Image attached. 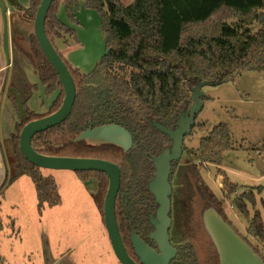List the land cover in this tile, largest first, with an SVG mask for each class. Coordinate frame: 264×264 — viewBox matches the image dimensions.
Masks as SVG:
<instances>
[{"label": "trees", "instance_id": "1", "mask_svg": "<svg viewBox=\"0 0 264 264\" xmlns=\"http://www.w3.org/2000/svg\"><path fill=\"white\" fill-rule=\"evenodd\" d=\"M40 1L31 0L27 9L19 7L20 18L33 23ZM78 1L99 13L109 53L88 74L69 70L76 92L71 113L62 123L35 134L31 147L45 156L95 158L116 164L120 170L116 221L123 244L131 246V232L139 230L146 236L150 225L147 217L157 208L147 188L155 174L152 157L159 156L172 144L153 122L174 129L178 116L192 103L191 90L198 81L224 82L242 71L264 72V0H134L128 7L120 0H53L44 23L48 39L59 24L56 19L59 5ZM232 18L236 20L233 26L227 23ZM254 23L259 26L256 32L249 29ZM11 51L14 56L12 78L23 58L37 71L46 97L61 89L58 76L42 54L34 34L28 38L27 45L12 38ZM116 65L130 67L135 72L126 80L114 72ZM20 73L25 80L23 92L13 82L8 88H14L20 95L27 118L21 116L13 93L7 89L6 95L18 120L10 125L11 131L6 136L12 149L13 168L0 190L16 178L28 176L34 185L37 207L42 209L59 203L57 186L52 177L42 175L40 168L23 157L19 150V133L28 122L54 113L64 94L61 89L49 112L39 114L28 105L33 91L38 89L37 84L30 86L23 71ZM109 125L120 126L129 133L132 145L127 151L111 142L93 144L76 140L85 131ZM194 128L207 131L204 125ZM231 149L229 128L219 123L199 140L197 150H187V153L198 158L201 165L220 166L223 154ZM174 165L172 162L171 173ZM79 173L83 182L89 178L96 180L97 191L93 198L103 217L108 187L106 175L97 171ZM200 180L197 177L195 186L204 200L203 208H213L227 222L221 204ZM236 189L237 185L231 186V190ZM263 190L261 186L251 187L235 197L234 202L244 217L249 218L246 203L254 206L256 194ZM247 234L264 243L258 211L248 222ZM242 239L264 262V256ZM211 246L215 259L205 264H218L213 243ZM170 264L201 263L192 246L186 245L178 249Z\"/></svg>", "mask_w": 264, "mask_h": 264}, {"label": "rangeland", "instance_id": "2", "mask_svg": "<svg viewBox=\"0 0 264 264\" xmlns=\"http://www.w3.org/2000/svg\"><path fill=\"white\" fill-rule=\"evenodd\" d=\"M133 1L120 0L125 7ZM235 22L233 18L227 21L231 26ZM2 28L0 19V35ZM7 29L9 53L12 38L27 45L33 34V24L23 21L15 12L7 14ZM249 29L256 32L259 26L254 23ZM20 68L16 67L14 78L8 68L2 92L3 104L7 105L0 107V147L8 178L13 156L6 136L18 117L6 90L13 82L23 92L25 80L20 71L25 76L26 73L21 65ZM114 72L129 80L135 70L116 65ZM202 93L203 107L196 116L195 125H204L211 131L219 123L226 124L232 149L223 154L220 167L201 165L187 150H197L206 132L194 128L185 137L182 156L175 161L170 177V243L176 249L192 246L201 264L212 263L215 259L212 241L203 224L204 200L195 186L200 177L209 193L221 204L227 222L264 256V244L262 247L247 234L248 222L255 211L260 213L264 229V190L256 194L254 206L246 203L249 218L240 213L234 202L235 197L251 187H264V72L235 73L221 84L204 86ZM92 133L85 138L88 142L108 141L102 129L95 128ZM41 174L53 178L60 199L57 205L38 209L34 185L25 175L0 190V264H120L112 252L102 213L93 198L96 180H88V188L79 172L41 169ZM220 175L224 178L217 181ZM233 185H237L236 190H231ZM149 231L147 227L145 232Z\"/></svg>", "mask_w": 264, "mask_h": 264}, {"label": "water", "instance_id": "3", "mask_svg": "<svg viewBox=\"0 0 264 264\" xmlns=\"http://www.w3.org/2000/svg\"><path fill=\"white\" fill-rule=\"evenodd\" d=\"M30 1L18 0V3L27 9ZM52 2L53 0L40 1L33 21V34L42 54L58 76L64 97L60 107L54 113L32 120L21 129L19 133V150L29 163L40 169L67 170L73 172L97 171L104 173L108 179V187L103 201V223L112 252L120 264H137L129 256L124 247L116 221L115 200L120 188V170L118 166L112 162L95 158L45 156L35 152L31 147V139L35 134L54 127L66 120L71 113L76 95L72 76L45 33V18ZM13 10L12 7L7 9L5 2L0 0V12L3 21L2 46L7 59L9 57L7 13ZM76 18L79 20L81 27H83L82 29L70 26L67 23L64 4L62 3L57 14V19L61 23L75 29L78 40L83 45L82 49L70 54L68 58L69 62L76 69H80L82 73L88 74L100 63L102 58L108 55L109 49H106L105 40L101 38L103 36L101 32L102 21L96 11L85 9L81 4L80 12L76 13ZM35 81L38 86V93L33 92V97L28 105L33 109V104L36 105L38 103V95L43 102V108H40L36 112L39 114L47 113L59 97L61 89L57 88L46 98L44 94L45 87L40 84L37 77ZM221 83L223 82L198 81L197 85L191 90L192 103L186 111H183L178 116L174 129L153 122V126L161 133L167 135L172 144L170 148L165 149L159 156L152 157L155 174L147 186L148 191L157 204L155 218L149 216V222L154 228L149 238L157 246V251L147 246L133 231L130 235V243L134 255L138 258L140 264H170L176 256L177 250L171 245L169 238L171 226L169 216L171 209L170 195L172 193L169 182L171 163L181 158L184 139L191 134L195 126L196 116L202 110V88L204 86L218 85ZM8 90L14 95L16 108L19 113L26 119L27 114L20 95L14 88L10 87ZM98 128L102 129L103 135L108 139V141L105 140L98 143L111 142L122 147L125 151L131 147V137L122 127L109 125ZM92 132L93 130L85 131L76 140H86L85 138L92 135ZM94 182L96 186L97 182ZM94 182H92V186ZM86 186L88 187L89 183H86ZM96 191L97 189L94 192ZM202 218L204 229L215 247L218 264H264L263 260L253 249L213 208L204 210Z\"/></svg>", "mask_w": 264, "mask_h": 264}, {"label": "flooded vegetation", "instance_id": "4", "mask_svg": "<svg viewBox=\"0 0 264 264\" xmlns=\"http://www.w3.org/2000/svg\"><path fill=\"white\" fill-rule=\"evenodd\" d=\"M5 2L6 8L9 9L10 7H12L14 10L8 12L7 14H12V12H15L16 14L18 13V10L16 8H23L19 3L18 0H3ZM13 3L16 5V7L13 5ZM62 4V3H61ZM59 5L57 11H56V19H57V14L60 10V6ZM81 4L84 6L85 9H89V10H94L91 9L89 7H87L82 1H78V2H73L71 5H64V13H65V19L67 21V23L70 26L76 27V28H80L82 29L83 27H81L79 20L76 18V13L80 12V7ZM96 11V10H94ZM96 13L99 15V13L96 11ZM100 16V15H99ZM2 17V16H1ZM101 18V17H100ZM58 26L54 28L53 32L50 33V39L49 41L51 42L52 46L54 47V49L56 50L57 54L59 55V57L61 58V60L64 62V64L66 65L68 71L72 70V71H78L81 72L80 69H76L70 62H69V56L71 53L78 51L80 49L83 48V45H81V43L78 40V36H77V32L75 29L71 28L69 25L63 24L61 23L58 19ZM33 24V23H32ZM3 29V28H2ZM102 39H104V37H101ZM107 49V46H106ZM7 60V68H13V61H14V56L12 55V51L11 53H9V57ZM25 65V66H24ZM26 66L28 68H26ZM21 67L24 68L25 73H26V80L27 82H29L30 86H33L36 84L35 78L37 77V71L32 67L31 63H29L27 60L21 58ZM8 74V71H7ZM38 87V86H37ZM8 89V88H7ZM34 92V91H33ZM38 93V89L37 91H35ZM44 94H45V90H44ZM61 94V93H60ZM46 96V95H45ZM33 97V93L31 95L30 100ZM48 98V97H46ZM37 104H33V110L34 111H39L40 108H43V102L41 101L40 97L37 95ZM45 113V112H44ZM172 164V163H171ZM171 173V172H170ZM91 178H89L88 180H90ZM87 180V181H88ZM170 182V181H169ZM157 209V208H156ZM154 213H150L148 215V222H149V216H153L155 218V211ZM170 216V214H169ZM171 219V218H170ZM150 224V222H149ZM151 231H149L148 233H146V236L144 235L143 232L138 230V233H136V231H133L147 246H149L151 249L157 251V246L155 245V243L149 238V235L151 232L154 231L153 226L150 224L148 226ZM131 235V234H130ZM131 245V244H130ZM124 247L127 251V253L129 254V256L137 263H139L138 258L134 255V251L132 249V245L131 246H127L124 244ZM178 252V249H176ZM177 255V253H176ZM176 257V256H175Z\"/></svg>", "mask_w": 264, "mask_h": 264}, {"label": "crops", "instance_id": "5", "mask_svg": "<svg viewBox=\"0 0 264 264\" xmlns=\"http://www.w3.org/2000/svg\"><path fill=\"white\" fill-rule=\"evenodd\" d=\"M0 19H1V23H2V17H1V12H0ZM6 56H5V53L3 51V46H2V33L0 35V107L2 106L3 104V96H2V92H3V88H4V85L6 83V75L7 74V71H8V68H7V60H6ZM8 98V97H7ZM7 105V103L4 102L3 106L5 107ZM208 132H210L209 130L206 131V135L208 134ZM8 135V134H7ZM208 166V165H207ZM209 166H212V165H209ZM220 167V166H219ZM216 169H219L222 171L221 168H216ZM6 178V170H5V165H4V160H3V157H2V152H1V147H0V185L2 184V182L4 181V179ZM224 177L222 175H220L217 179L218 180H222ZM90 181V180H89ZM86 183H89L88 181L85 182ZM91 185H92V182H90ZM264 244V243H263ZM263 244L262 247H263ZM264 255V253H263Z\"/></svg>", "mask_w": 264, "mask_h": 264}]
</instances>
